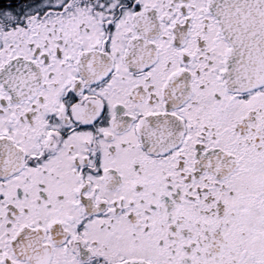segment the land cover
I'll use <instances>...</instances> for the list:
<instances>
[{
	"label": "snow or ice",
	"instance_id": "1",
	"mask_svg": "<svg viewBox=\"0 0 264 264\" xmlns=\"http://www.w3.org/2000/svg\"><path fill=\"white\" fill-rule=\"evenodd\" d=\"M0 264H264V0H0Z\"/></svg>",
	"mask_w": 264,
	"mask_h": 264
}]
</instances>
